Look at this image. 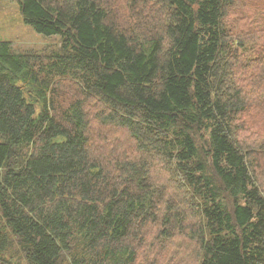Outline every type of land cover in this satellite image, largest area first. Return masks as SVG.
I'll list each match as a JSON object with an SVG mask.
<instances>
[{"label": "trees", "instance_id": "1", "mask_svg": "<svg viewBox=\"0 0 264 264\" xmlns=\"http://www.w3.org/2000/svg\"><path fill=\"white\" fill-rule=\"evenodd\" d=\"M14 1L0 264H264V0Z\"/></svg>", "mask_w": 264, "mask_h": 264}, {"label": "rangeland", "instance_id": "2", "mask_svg": "<svg viewBox=\"0 0 264 264\" xmlns=\"http://www.w3.org/2000/svg\"><path fill=\"white\" fill-rule=\"evenodd\" d=\"M114 1L116 4H119V6L122 3L120 0ZM1 41L8 42L17 52H40L42 50L49 49L50 46L59 45L58 36L44 37L37 34L30 26L25 24L20 15L18 3L14 0H0V42ZM251 130L259 134H262L264 131L263 129L258 128H251ZM245 132L246 135L250 134V129L246 130ZM114 137V132L111 130L110 141H112ZM250 140L251 138L249 141ZM120 142L125 144L126 140L122 138ZM161 177L163 182L169 184V182L166 181L167 176ZM170 264L180 263L175 261L174 263L171 262Z\"/></svg>", "mask_w": 264, "mask_h": 264}]
</instances>
